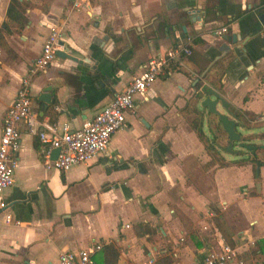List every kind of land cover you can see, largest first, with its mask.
Segmentation results:
<instances>
[{
    "label": "crops",
    "instance_id": "crops-1",
    "mask_svg": "<svg viewBox=\"0 0 264 264\" xmlns=\"http://www.w3.org/2000/svg\"><path fill=\"white\" fill-rule=\"evenodd\" d=\"M19 1L22 26L6 16L9 0H0V135L21 78L54 31L61 50L84 60L56 56L34 74L32 111L73 128L107 105L150 57L176 45L191 53L135 97L107 150L86 163L45 167L46 145L18 124L14 183L0 209V264H56L61 251L96 242L119 250L116 264H193L224 243L264 264V165L253 169L247 157L232 162L239 153L221 150L227 134L200 106L211 88L229 103L236 127H264L254 119L264 113V0ZM221 27L240 36L224 51L213 34ZM216 109L225 112L220 103ZM247 142L260 145L253 137Z\"/></svg>",
    "mask_w": 264,
    "mask_h": 264
},
{
    "label": "built area",
    "instance_id": "built-area-1",
    "mask_svg": "<svg viewBox=\"0 0 264 264\" xmlns=\"http://www.w3.org/2000/svg\"><path fill=\"white\" fill-rule=\"evenodd\" d=\"M73 6L78 9L80 4L74 1ZM225 32L227 28L221 27L214 30L213 34L219 37ZM61 47L59 32H52L46 38L39 56L21 78L14 100L6 111L0 135V209L5 207L3 191L14 183L20 147V122H24L27 130L36 133L39 141L46 145L43 150L45 167L66 171L74 165L86 163L107 150L111 136L125 124L126 114L133 110L135 97L144 95L154 80L168 73L171 66H182L183 57L191 53L188 45H176L165 53L150 57L140 74L121 91L116 92L107 105L82 125L73 128L69 123L58 125L38 120L36 113L32 111L30 99L31 77L43 72L56 58V52ZM254 119L256 122H264V113ZM54 148H58L59 153L55 159H51ZM4 221L10 222V215H6ZM100 248L101 243L96 242L77 251H61L56 264H96L93 256ZM193 264L257 263L245 258L236 247L224 243L219 250L204 252Z\"/></svg>",
    "mask_w": 264,
    "mask_h": 264
},
{
    "label": "water",
    "instance_id": "water-1",
    "mask_svg": "<svg viewBox=\"0 0 264 264\" xmlns=\"http://www.w3.org/2000/svg\"><path fill=\"white\" fill-rule=\"evenodd\" d=\"M239 37L240 36H238L236 33L223 34L221 38L224 40V42L220 45L219 49L221 51L226 50V48L228 47L227 43L230 41L236 42V40H238ZM56 54L60 58L72 57L74 59H79L81 61L84 60V57L82 55L70 50L67 47H65L63 50H58ZM202 93L204 94V97L202 98V100H200V106L203 108H207L209 112L215 114L218 117L222 129L227 134L228 143L225 146H221L220 147L221 150L228 153H235L236 151L233 149V144L235 142H238L240 147L246 149L254 148L255 147L254 145L247 144L244 141H242L241 139L242 136L238 132L236 127V115L229 109V103L218 92H216L211 88L203 90ZM40 98L46 103H49L50 101V96L48 93L41 94ZM217 103H220V105L224 108L225 110L224 113H221L216 109ZM58 153H59L58 148L52 149L50 158L55 159ZM256 175L258 176V170L256 171ZM256 189L257 191H260L259 183H256Z\"/></svg>",
    "mask_w": 264,
    "mask_h": 264
},
{
    "label": "trees",
    "instance_id": "trees-1",
    "mask_svg": "<svg viewBox=\"0 0 264 264\" xmlns=\"http://www.w3.org/2000/svg\"><path fill=\"white\" fill-rule=\"evenodd\" d=\"M24 3L19 0H9L6 16L11 21H15L19 24V26L24 25L26 22V17L24 15ZM3 42L0 41L2 45ZM195 87L199 88V83H195ZM200 133V132H199ZM243 140H246L245 136H242ZM254 149L251 150L253 152ZM254 153V152H253ZM252 162L255 165H264V160L261 161L256 158H252ZM261 244L264 246V239L261 241ZM99 251V252H98ZM95 253V257L93 256L96 264H116L117 258L119 256V250L113 246V244H106L100 250ZM100 257V260H99Z\"/></svg>",
    "mask_w": 264,
    "mask_h": 264
},
{
    "label": "rangeland",
    "instance_id": "rangeland-1",
    "mask_svg": "<svg viewBox=\"0 0 264 264\" xmlns=\"http://www.w3.org/2000/svg\"><path fill=\"white\" fill-rule=\"evenodd\" d=\"M237 130L241 134V136L247 135V136H245V138H246L247 141H250V139L253 137L254 142L256 144H260V145H258L257 147H255L254 153H252L248 149L243 148V147H240L239 143H235L233 145V147L236 150V152L239 153L238 154L239 155V158L236 159V160H234V161H232V162L237 163L241 159L246 158V157L247 158H253V159L256 158V157H260L261 159L264 160V138H259V137L258 138H254V137L260 135L264 131V127L263 126H260V125L259 126L251 125V127H239V126H237ZM247 141H245V142H247ZM227 155L230 156V154H227ZM253 166H254L253 167V169H254L255 168L254 163H253ZM257 181H259V177L257 178ZM241 188H242V185L241 184H238L237 185V188L235 190H238V191L241 192L242 191ZM251 192H254V189L253 188L251 189ZM232 206L233 205L231 204L230 208ZM230 208L228 210H231ZM229 212H231V211H229Z\"/></svg>",
    "mask_w": 264,
    "mask_h": 264
}]
</instances>
